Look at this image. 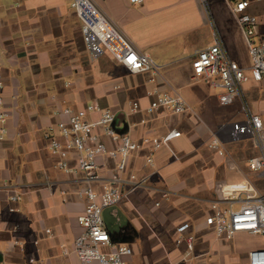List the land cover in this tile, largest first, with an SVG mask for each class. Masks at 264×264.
<instances>
[{
	"label": "crops",
	"instance_id": "0c3cea01",
	"mask_svg": "<svg viewBox=\"0 0 264 264\" xmlns=\"http://www.w3.org/2000/svg\"><path fill=\"white\" fill-rule=\"evenodd\" d=\"M92 1L156 63L153 79L128 74L107 51L92 56L71 0H0V110L9 114L7 136L0 143V264H77L72 242L85 205L78 192L91 180L82 171L58 169L45 135L66 120L61 108L93 102L117 112L115 129L135 140L180 131L154 154L151 166L144 163L145 149L130 155L121 189H127L130 173L146 177L144 186L102 210L112 242L132 248L127 264H247L248 251L264 248V237L240 232L232 239L216 240L204 223L208 201L215 198L220 183L247 177L261 185L247 168L253 151L217 132L243 114L238 103H219V88L194 81L190 65L192 54L211 45L218 35L231 58L248 67L232 0H208V11L200 0ZM236 49L242 50L243 58L236 56ZM243 87L251 110L263 115L262 86L248 81ZM36 88L57 96L51 98ZM153 88L177 92L190 110L146 113L151 100L146 92ZM132 101L139 103L136 112L130 111ZM97 118L96 113L86 117ZM216 132L228 158L207 147ZM100 136L109 148L117 144ZM97 162L105 164L100 167L103 176L115 165L101 157ZM69 164L74 167L75 161L70 159ZM100 181L92 182L95 188ZM15 192L21 199L12 202L9 196ZM184 222L189 227L183 236L192 237V250L184 241L176 243L177 227Z\"/></svg>",
	"mask_w": 264,
	"mask_h": 264
},
{
	"label": "built area",
	"instance_id": "2783aa9c",
	"mask_svg": "<svg viewBox=\"0 0 264 264\" xmlns=\"http://www.w3.org/2000/svg\"><path fill=\"white\" fill-rule=\"evenodd\" d=\"M129 1L132 4L142 2ZM253 1L259 3L264 0ZM200 2L208 11V0ZM250 4L249 0H232L231 4V10L236 15L247 47L248 67L240 66L231 58L218 35H215L211 45L195 51L190 58L194 81H202L219 88L221 92L218 101L221 105L239 104L243 117L219 126L217 132L225 134L227 141H244L243 148L253 151L246 160L247 168L263 182L259 187L244 177L237 182H222L215 188L216 196L208 201L204 223L213 230L216 240H229L240 232L264 237V119L251 110L243 87L246 82L252 81L260 84L264 93V39L262 36L260 41H256L260 21L256 15L248 12ZM70 6L81 23L80 30L92 56L107 51L128 74H148L152 75L153 79V75L157 74L156 63L148 55L138 51L97 4L92 0H71ZM2 84L0 68V88ZM37 90L48 93L51 98L57 96L52 91L41 88ZM146 95L151 97L149 104L144 108L148 114L160 109L176 114L190 110L188 103L175 91L153 88L148 90ZM139 109V103L132 101L130 111L136 112ZM60 113L66 120L55 125L54 133L45 135L49 152L57 158L58 169L65 173L82 171L91 180L78 192L85 205L83 212L77 216L80 231L72 242L77 264H127L125 258L132 254V248L127 244L112 242L110 233L103 224L102 210L120 203L130 193L144 186L146 177H137L130 173L127 189H121V174L126 169L130 155L145 149L144 163L151 166L154 154L178 137L180 131L173 129L159 138L143 136L135 140L115 129L117 112L102 108L94 102L82 107L65 106L60 109ZM93 113H96L98 118L87 120L86 117ZM8 117V112L0 110V143L7 136ZM96 128L100 131H96ZM217 132L212 133L207 147L217 155L228 158L229 154ZM100 134L117 144L112 148L107 147L106 143L101 141ZM97 157L115 162L109 175H101L100 167L105 164L98 163ZM70 159L75 161L74 167L70 166ZM93 181H100L98 188L94 187ZM20 199L21 194L17 192L9 196L12 202ZM188 227V222L177 227L176 243L184 241L187 249L192 250V237L183 236V231ZM246 258L247 264H264V248L248 251Z\"/></svg>",
	"mask_w": 264,
	"mask_h": 264
},
{
	"label": "rangeland",
	"instance_id": "374dc122",
	"mask_svg": "<svg viewBox=\"0 0 264 264\" xmlns=\"http://www.w3.org/2000/svg\"><path fill=\"white\" fill-rule=\"evenodd\" d=\"M249 1L251 2V4H250V7L248 9V12L251 13V14L256 15L258 20L260 21V24H259V35L256 37V41H260L262 36H263V39H264V25H263L264 24V1L259 2V3H256L253 0H249ZM236 56L239 59L243 58L244 55H243L242 50L236 49ZM248 57L246 55L244 57V59L248 60ZM262 92L263 91H260L261 94H263ZM261 97H263V96L261 95ZM261 116L264 119V114L261 115ZM243 145H244V141H241V147L239 146V148H241V149H243L245 151H248V149H244L243 148ZM260 183L262 184L263 182L260 181ZM213 260H218V257H214Z\"/></svg>",
	"mask_w": 264,
	"mask_h": 264
},
{
	"label": "water",
	"instance_id": "95a60500",
	"mask_svg": "<svg viewBox=\"0 0 264 264\" xmlns=\"http://www.w3.org/2000/svg\"><path fill=\"white\" fill-rule=\"evenodd\" d=\"M1 259V258H0Z\"/></svg>",
	"mask_w": 264,
	"mask_h": 264
}]
</instances>
